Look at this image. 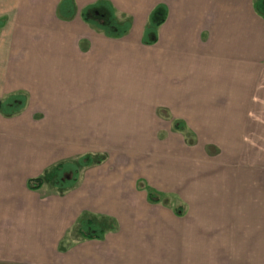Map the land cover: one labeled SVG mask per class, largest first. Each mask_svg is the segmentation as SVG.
Listing matches in <instances>:
<instances>
[{"label":"crops","instance_id":"obj_1","mask_svg":"<svg viewBox=\"0 0 264 264\" xmlns=\"http://www.w3.org/2000/svg\"><path fill=\"white\" fill-rule=\"evenodd\" d=\"M99 1L129 17L125 35L83 20ZM159 5L164 21L144 44ZM1 19L0 103L18 95L24 105L0 111V264H264V15L254 0H0ZM127 136L147 139L153 181L182 215L148 216L117 173L91 170L62 196L28 188L79 160L81 140ZM84 210L116 229L59 251Z\"/></svg>","mask_w":264,"mask_h":264},{"label":"rangeland","instance_id":"obj_2","mask_svg":"<svg viewBox=\"0 0 264 264\" xmlns=\"http://www.w3.org/2000/svg\"><path fill=\"white\" fill-rule=\"evenodd\" d=\"M254 10L258 15H264V1L263 0H254ZM118 21L130 20L126 15H120ZM2 22V19L0 20ZM81 48L84 49L87 47L85 42H82ZM19 114V113H18ZM156 124V122H155ZM125 133V132H122ZM103 140V141H102ZM96 139L94 143H88L85 141H80V155L79 157L85 158L90 157L91 163L88 165H78V158L75 157L71 161L72 164L78 165L77 173L79 174L77 177L83 178L87 177V172L91 170H95L99 175H103L105 173H112V176H115V173L120 174L121 178H125L128 181V186L131 187L132 190L137 194L138 198L142 199L144 206V210L148 216H156L158 219L159 216H163L167 213H170V209H175L178 204H180L178 198L176 197H167L165 196L168 193H165L167 186L162 184H155L153 180L157 183V176L154 177L152 175V171H154L151 160H148L150 155L152 154L147 146V139L145 138H135L131 136L122 137V138H106V139ZM152 139H150L151 141ZM141 141V142H140ZM144 141V143H143ZM185 143L187 141L184 138ZM143 143V144H142ZM189 145V144H188ZM193 145V144H192ZM207 151L209 153H213L215 149L208 148ZM148 153V154H146ZM139 159V161H138ZM182 156H177L175 161V167L179 170V174H183L185 167L188 165L187 162L181 160ZM187 160V159H186ZM141 163V164H140ZM189 162V166H190ZM140 164V166H138ZM188 166V167H189ZM55 165L47 168L40 176L42 180V186L47 188L49 191H55L58 195L62 196L67 191H69L72 187L67 188H57L53 185V179L55 177ZM80 172V173H79ZM178 173V171H177ZM37 177V178H38ZM73 177V173L71 170H67L63 173L62 180L71 179ZM155 178V179H154ZM137 181V188H134V183ZM154 185H152V184ZM128 186L121 185L122 193L130 192ZM56 188V189H55ZM128 188V191H127ZM55 189V190H54ZM148 189H152L158 192L160 201L152 205L146 202V193ZM176 196V195H175ZM170 209H168V208ZM81 218H88L92 221H97L99 219H108L109 222H114V219L110 216H105L101 214H93L87 211H82L79 219L75 222V224L67 231L65 237H63L62 241L59 244V251H65L68 247H71L72 242L83 239L80 237V233L77 231V224ZM149 219L148 217H146ZM145 218V219H146ZM182 219H176V221ZM176 225H181L177 224ZM84 240V239H83ZM88 240V239H87ZM77 243V242H76Z\"/></svg>","mask_w":264,"mask_h":264},{"label":"trees","instance_id":"obj_3","mask_svg":"<svg viewBox=\"0 0 264 264\" xmlns=\"http://www.w3.org/2000/svg\"><path fill=\"white\" fill-rule=\"evenodd\" d=\"M85 22L96 25L105 36L110 38H120L127 33L130 24L128 21L119 22L113 15V11L109 8V5L103 1H99L96 4L86 7L81 14ZM165 8L163 5L157 6L151 13L149 24L146 27V34L151 32V38L144 39V44H152L155 42V30L164 21ZM24 105V98L22 96L14 95L7 98L0 103V111L4 114L11 115L18 112ZM163 110H159V113L163 115ZM172 127L175 131L183 134L187 144L192 145L195 143V137L193 133L187 129L182 121H173ZM91 163L90 157H83L78 160V165H88ZM67 170H71L73 177L71 179L62 180L63 173ZM77 165L73 164H58L55 167V177L53 179V185L57 188H67L71 186L77 178ZM42 180L40 177L34 178L28 181L27 186L31 190H37L41 187ZM147 199L151 203H157L160 201L158 192L148 189ZM176 215L183 214V205L178 204L174 209ZM77 231L80 233V237L83 239H96L101 240L104 237L105 232L116 229L115 222L108 219H99L92 221L88 218H81L77 224Z\"/></svg>","mask_w":264,"mask_h":264}]
</instances>
